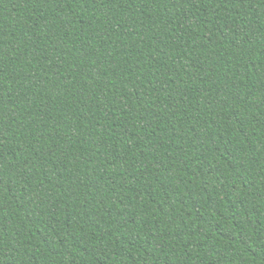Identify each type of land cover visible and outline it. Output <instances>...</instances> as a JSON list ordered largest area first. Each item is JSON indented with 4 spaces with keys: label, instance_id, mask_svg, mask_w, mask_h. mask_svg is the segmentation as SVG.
<instances>
[{
    "label": "trees",
    "instance_id": "obj_1",
    "mask_svg": "<svg viewBox=\"0 0 264 264\" xmlns=\"http://www.w3.org/2000/svg\"><path fill=\"white\" fill-rule=\"evenodd\" d=\"M0 264H264V0H0Z\"/></svg>",
    "mask_w": 264,
    "mask_h": 264
}]
</instances>
